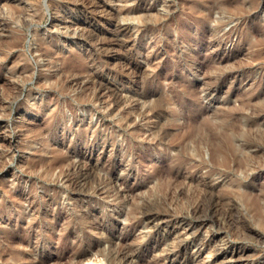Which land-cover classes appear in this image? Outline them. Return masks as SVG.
I'll return each instance as SVG.
<instances>
[{"label":"rangeland","instance_id":"rangeland-1","mask_svg":"<svg viewBox=\"0 0 264 264\" xmlns=\"http://www.w3.org/2000/svg\"><path fill=\"white\" fill-rule=\"evenodd\" d=\"M263 241L264 0H0V264Z\"/></svg>","mask_w":264,"mask_h":264},{"label":"bare ground","instance_id":"bare-ground-1","mask_svg":"<svg viewBox=\"0 0 264 264\" xmlns=\"http://www.w3.org/2000/svg\"><path fill=\"white\" fill-rule=\"evenodd\" d=\"M198 3H200V2H198ZM83 4V3H82ZM188 4V3H187ZM211 4V3H210ZM227 4V3H226ZM235 4V3H234ZM231 6V5H230ZM106 8V7H105ZM205 9V8H204ZM214 9H216V8H214ZM204 11V10H203ZM213 15V14H212ZM214 18V17H213ZM120 34V33H119ZM105 38H106V36H105ZM103 42V41H102ZM123 45V44H122ZM259 57V56H258ZM129 62H130V60H129ZM138 65V64H137ZM138 67V66H137ZM137 67H135V65H133L132 63H128V69L130 70V72L131 73H133V74H137ZM114 68V67H113ZM126 71H128V70H126ZM125 71V72H126ZM128 73H129V71H128ZM149 95V94H148ZM158 98V97H157ZM256 100V99H255ZM247 102V101H246ZM189 103V102H188ZM246 106V105H245ZM193 121V120H192ZM257 122V121H256ZM198 123V122H197ZM212 136V135H211ZM213 139H214V137H212ZM229 141H231V142H233L234 141V139H232V138H228L227 136H225V139H224V141H220L219 142V144H217L216 145V147L215 148H213V151H214V153L212 154L213 155V158H214V154L215 153H218V152H220V153H222V152H224L225 151V149L227 148V145H228V143H229ZM178 149V148H177ZM224 154V153H223ZM226 160V158H224V161ZM239 166V165H238ZM217 169H219V168H217ZM166 171V170H165ZM167 172V171H166ZM172 176H173V174H172ZM176 177V176H175ZM75 182V181H74ZM80 183V182H79ZM77 184V183H76ZM240 187V186H239ZM78 188V187H77ZM76 188V189H77ZM81 189V188H80ZM263 194V193H262ZM258 197V196H257ZM204 200V199H203ZM198 205V204H197ZM238 208V207H237ZM92 210V209H91ZM227 212V211H226ZM72 213V212H71ZM75 214V213H74ZM104 220V219H103ZM185 220V219H184ZM187 221V220H186ZM78 222V221H77ZM102 222V221H101ZM108 222V221H107ZM215 222V221H214ZM106 223V222H105ZM104 223V224H105ZM184 223V222H183ZM103 224V223H102ZM109 224V223H108ZM203 224V223H202ZM188 225V224H187ZM105 226V225H104ZM118 226V225H117ZM195 226V225H194ZM192 226V228H196L195 230L197 231V230H199L200 229V227H197V226ZM112 227V226H111ZM95 229V228H94ZM103 229H104V227H103ZM100 231V230H99ZM191 231V230H190ZM201 231V230H200ZM11 232V231H10ZM192 232V231H191ZM195 232V231H194ZM200 234V233H199ZM83 237V236H82ZM129 237V236H128ZM193 237V236H192ZM194 238V237H193ZM200 237L199 236H197V238L195 239V240H198ZM24 240V239H23ZM200 240V239H199ZM22 241V240H21ZM203 241V240H202ZM199 242V241H198ZM198 242H197V244H198ZM264 242V241H263ZM15 243V242H14ZM21 243V242H20ZM200 244H201V242H199ZM211 244V243H210ZM96 245H97V243H96ZM212 247V246H211ZM7 247H5V249H6ZM70 251V250H69ZM68 251V252H69ZM72 251V250H71ZM216 251V250H215ZM219 251V250H218ZM217 251V252H218ZM245 249L244 248H237L236 250H233L232 251V253H231V256H232V258H233V261H234V264H244L243 263V256H244V253H245ZM90 253V252H89ZM88 253V254H89ZM74 256V255H73ZM79 256V255H78ZM4 257V256H3ZM67 257V256H66ZM77 257V256H76ZM99 257V256H98ZM58 258V257H57ZM83 258H85V257H83ZM96 259H97V257H95ZM100 258V257H99ZM245 258V257H244ZM4 259V258H3ZM43 259V258H42ZM41 259V260H42ZM61 259V258H60ZM87 259V258H86ZM100 259H103V258H100ZM50 260V259H49ZM62 260V259H61ZM94 260V259H93ZM98 260V259H97ZM8 261V260H7ZM184 261V260H183ZM182 261V262H183ZM89 262H91L90 260H89ZM95 262V261H94ZM189 262H195V259H190L189 260ZM198 262H200V261H197V263ZM48 264V263H47ZM180 264H181V262H180ZM194 264V263H193Z\"/></svg>","mask_w":264,"mask_h":264}]
</instances>
